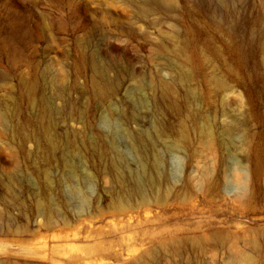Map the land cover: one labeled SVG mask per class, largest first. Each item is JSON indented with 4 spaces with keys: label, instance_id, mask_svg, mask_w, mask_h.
I'll return each mask as SVG.
<instances>
[{
    "label": "rangeland",
    "instance_id": "1",
    "mask_svg": "<svg viewBox=\"0 0 264 264\" xmlns=\"http://www.w3.org/2000/svg\"><path fill=\"white\" fill-rule=\"evenodd\" d=\"M0 264H264V0H0Z\"/></svg>",
    "mask_w": 264,
    "mask_h": 264
},
{
    "label": "bare ground",
    "instance_id": "2",
    "mask_svg": "<svg viewBox=\"0 0 264 264\" xmlns=\"http://www.w3.org/2000/svg\"><path fill=\"white\" fill-rule=\"evenodd\" d=\"M175 160H177V159H175ZM178 161V160H177ZM176 163H178V162H176ZM179 164H180V162H179ZM175 165V164H174ZM178 169H179V167H176V171H178ZM181 171V170H180ZM86 200H87V197H85V196H82L81 197V208L83 209L86 205ZM124 222V221H123ZM109 228V227H108Z\"/></svg>",
    "mask_w": 264,
    "mask_h": 264
}]
</instances>
